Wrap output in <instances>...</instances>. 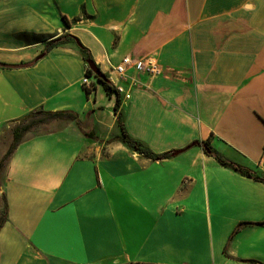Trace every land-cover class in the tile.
Masks as SVG:
<instances>
[{
  "label": "crops",
  "instance_id": "obj_1",
  "mask_svg": "<svg viewBox=\"0 0 264 264\" xmlns=\"http://www.w3.org/2000/svg\"><path fill=\"white\" fill-rule=\"evenodd\" d=\"M79 44L129 94L118 113ZM125 58L161 73L120 79ZM0 64V139L36 109L78 116L8 158L0 264H264V183L202 145L264 177V0H0ZM119 114L154 153L184 151L129 150Z\"/></svg>",
  "mask_w": 264,
  "mask_h": 264
},
{
  "label": "trees",
  "instance_id": "obj_2",
  "mask_svg": "<svg viewBox=\"0 0 264 264\" xmlns=\"http://www.w3.org/2000/svg\"><path fill=\"white\" fill-rule=\"evenodd\" d=\"M68 41L77 42V39L74 36L69 35V34L63 35L61 37H58V38L50 41L47 44V50H50L51 48L56 47L57 45L65 44ZM79 47L85 56L86 63H88V61H93L89 50L87 48H85L84 46H82L81 44H79ZM0 67H11V66H8L5 64H0ZM87 75L88 76L94 75L93 72L90 70V68H87ZM100 82H101L105 92L107 93V95H109V96L116 95L117 99H116V104H115V112L118 113V109L120 106V94H119L118 90L109 81H100ZM55 120L77 121L78 116L76 113H74L72 111L51 112V111H46L44 109H36V110L30 112L28 115H26L25 117H23L17 121V123H20L21 121H23V122H25V124L15 126V128L13 130V143L10 146L7 153L5 154L4 159L8 160L10 155L14 152V150L19 145V143L21 142V140L23 139L24 135L27 132H29V131H31V130H33V129L41 126V125L49 124ZM117 123H118L119 128H120V133H119V135L113 137L112 140L119 141L122 144H124L129 150L136 152V153L140 154L141 156H143L147 159L154 160V161H160V160L167 159V158L172 156L171 152H167V153H163V154H156L149 147H147V145L145 143L131 137L126 131L124 121L122 120L120 114L117 116ZM202 145H203V149H204L205 153L210 155V156L215 157L216 160L222 166L231 168L234 171L240 173L241 175H243L245 177H248V178H251V179H254L256 181H260V182L264 183V177L263 176H259L255 172H253L252 170L246 169V168H244L238 164H235L233 162L225 160L221 155H219L213 149V147L210 145L209 141L202 142ZM2 200H3V207L0 210V229L2 228L3 224L7 220V203H6L5 197H2ZM247 224H250V223H243V224H241V226L247 225Z\"/></svg>",
  "mask_w": 264,
  "mask_h": 264
},
{
  "label": "built area",
  "instance_id": "obj_3",
  "mask_svg": "<svg viewBox=\"0 0 264 264\" xmlns=\"http://www.w3.org/2000/svg\"><path fill=\"white\" fill-rule=\"evenodd\" d=\"M131 65H133L135 69L140 73L145 72V73H149L152 76H156L161 73V68L153 58L137 60L133 64L129 58H125L123 59L121 64H119L114 68V71L116 72V74L120 79H124L126 76V70ZM82 81H83V85L87 87L91 86L88 76H85ZM136 83H137L136 81H133V85H136ZM116 89L120 94L125 93V96L127 98L130 97L129 94L125 91V88L123 86H117Z\"/></svg>",
  "mask_w": 264,
  "mask_h": 264
},
{
  "label": "rangeland",
  "instance_id": "obj_4",
  "mask_svg": "<svg viewBox=\"0 0 264 264\" xmlns=\"http://www.w3.org/2000/svg\"><path fill=\"white\" fill-rule=\"evenodd\" d=\"M24 124H25V122H23V121H21L20 123L13 124L11 127L12 128L11 131L7 132L0 139V186H1L2 178L5 174V169H6V165L8 162V160L4 159V156L13 143V130H14L15 126L24 125ZM0 191H1V189H0ZM2 207H3V200H2V194L0 192V210L2 209Z\"/></svg>",
  "mask_w": 264,
  "mask_h": 264
},
{
  "label": "water",
  "instance_id": "obj_5",
  "mask_svg": "<svg viewBox=\"0 0 264 264\" xmlns=\"http://www.w3.org/2000/svg\"><path fill=\"white\" fill-rule=\"evenodd\" d=\"M88 66H89L90 70L93 72L94 76L97 78V80H99V81H109V79L106 77V75L101 72L99 67L93 61H88ZM194 145L195 144H192V145L188 146V148H190V147H192ZM183 151L184 150L175 151V152L172 153V156L178 155V154H180Z\"/></svg>",
  "mask_w": 264,
  "mask_h": 264
}]
</instances>
